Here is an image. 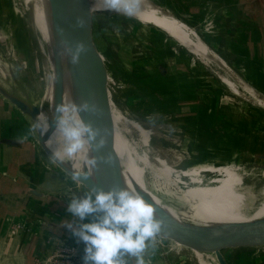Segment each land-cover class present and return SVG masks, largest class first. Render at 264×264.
<instances>
[{
  "label": "crops",
  "instance_id": "0c3cea01",
  "mask_svg": "<svg viewBox=\"0 0 264 264\" xmlns=\"http://www.w3.org/2000/svg\"><path fill=\"white\" fill-rule=\"evenodd\" d=\"M155 2L197 30L241 80L264 95V0ZM101 20L112 76L106 22L104 17ZM204 22L215 27L214 35L204 32ZM150 28L155 33L149 30V36L157 42L152 39L156 49L150 55L152 63L144 69L148 78L135 82L143 83L148 111H159L164 128L190 147L192 160L199 164L222 168L229 162H240L264 169V110L248 103L250 99L244 100L249 108L243 104L238 107L230 99L237 95L224 83L164 32ZM31 125L0 96V140L17 143L0 144V264H51L55 249L65 244L74 248L78 264H83L85 245L67 225L78 228L95 216L81 221L68 211L72 199L85 194L72 183H63L64 179L55 180L51 166L55 162L40 155ZM22 137L26 139L20 142ZM15 225L24 228L12 234ZM124 259L126 264H136L135 257L125 255ZM144 259L146 264H193L189 258L159 254L150 242Z\"/></svg>",
  "mask_w": 264,
  "mask_h": 264
},
{
  "label": "bare ground",
  "instance_id": "6f19581e",
  "mask_svg": "<svg viewBox=\"0 0 264 264\" xmlns=\"http://www.w3.org/2000/svg\"><path fill=\"white\" fill-rule=\"evenodd\" d=\"M12 1L14 8L10 13V20H14L13 26L20 21L26 32L19 34L16 39L19 37L22 42V38L29 36L34 49L31 69L35 84L41 89L42 103L38 117L43 116L48 126L43 135L39 133V142H35L40 150H47L66 173L74 176L89 172L93 178L94 172L90 163L91 141L85 136L83 148L68 157L64 153L65 140L57 129V119L61 115L56 112L58 98L59 105L70 109L67 115L71 119L85 124L86 96L78 83L76 68L79 60L72 62L74 51L59 38L53 25L49 0ZM88 2L92 11L123 16L161 30L208 73L224 83L234 95L258 104L256 99L259 93L243 82L235 83L231 80L226 75L224 64L206 48L193 30L187 31L191 33L188 36L187 33L179 35L181 27L185 24L167 10L154 5L150 0H139L140 10L135 16L128 17L106 10L104 0ZM17 16L21 17L22 21ZM185 28L188 29L186 26ZM2 64L0 58V69H3ZM0 89L11 99L28 102L34 100L36 91L35 89L30 95L22 93L4 78H0ZM108 99L114 129L116 176L120 190L131 187L164 216L184 228L222 231L233 226L264 227V171L260 170L261 167L239 168L226 164L218 169L203 166L196 160H192L185 170L171 167L164 159L152 157L150 137L153 132L145 130L136 121L122 115V111L109 97ZM261 100L264 102V98ZM44 105L47 109H44ZM73 108L75 110H71ZM49 117L54 121L53 125L49 124ZM154 219H158L155 212ZM198 263L210 264L202 256L198 257Z\"/></svg>",
  "mask_w": 264,
  "mask_h": 264
},
{
  "label": "water",
  "instance_id": "95a60500",
  "mask_svg": "<svg viewBox=\"0 0 264 264\" xmlns=\"http://www.w3.org/2000/svg\"><path fill=\"white\" fill-rule=\"evenodd\" d=\"M49 4L53 25L59 38L74 53L77 45H83L84 50L79 54V65L76 66L78 83L86 96L85 124L95 132V137L90 140L93 178L89 172L69 175L87 192L120 190L116 176L114 129L108 99L109 97L114 103L111 94L112 78L108 70V60L104 52L105 43L100 29L104 13H92L88 0H49ZM195 31L206 48L224 64L226 75L235 83L243 82L246 86H250L241 80L197 30ZM0 96L33 122L40 114L39 107H34L28 101L11 99L1 89ZM261 98L264 97L258 94L257 106L264 110V102ZM0 144L16 145L17 143L0 140ZM32 192L35 196H41L35 191ZM154 212L158 217L156 220L160 222V230L149 242L161 255L183 260L189 258L193 264H199V256L210 264H264V227L233 226L222 231L188 229L178 226L155 208ZM242 249L260 251L248 252ZM211 256L213 260L207 258Z\"/></svg>",
  "mask_w": 264,
  "mask_h": 264
},
{
  "label": "rangeland",
  "instance_id": "374dc122",
  "mask_svg": "<svg viewBox=\"0 0 264 264\" xmlns=\"http://www.w3.org/2000/svg\"><path fill=\"white\" fill-rule=\"evenodd\" d=\"M150 1L154 5L167 10L173 16H176L172 11L155 2V0ZM13 8L14 5L12 0H0V28L2 29H0V58L3 63V69H0V78H4L5 81L10 85L17 87L22 93H26L28 95H30V93L36 89L34 92V100H31L29 104L33 105L34 107L41 108V89L39 86H36L37 84H35L36 82L34 81L35 79L33 77L34 74H32L31 69V65L34 61V49L30 44L29 36L26 35V38H22V42L20 41L19 37L16 39L19 34L26 32L20 21H17V24L13 26L14 20H10V13H12ZM91 12L95 13L98 11L91 10ZM17 17L22 21L21 17ZM104 18L106 22L104 23V30L107 34V38L105 39L108 44V49L110 50V64L112 71L111 94L114 104L119 110L122 111H120L122 115L133 121H136L142 126V128L144 127L145 130L154 133H152L150 137L153 158L154 156H157L161 159H164L171 167H176V169H187L188 164L193 159L190 154V147H187V145L182 141L175 140V134L164 128V123L158 119L159 111H156V109L155 111H148L146 106H148L149 100L143 98V83L142 81L140 83H135L136 81L139 82L140 79L148 78V75L145 74L144 69L152 63L150 55L153 53V50L156 49L155 45L153 44V40L157 42L154 36H149V32H155L152 30V28L147 29V27H149L148 25H140L138 24L139 22H136L130 18H125L123 16L104 13ZM184 24L188 29H186L183 25L179 31L180 36L184 33H187L186 36H188L191 33H188L187 31L192 30L196 34V31L192 27L188 26L186 23ZM150 27L153 26L150 25ZM193 38L197 44L195 37ZM134 63L137 64L138 67L132 68ZM133 73L138 74L137 77L133 76ZM234 97L235 98L231 97L230 99H232V101H236L238 107H240V104L245 105L246 108L250 107V104L244 102L245 99L243 97ZM56 102L58 106L59 98L56 100ZM248 103H250L249 100ZM43 107L44 109H47L45 105ZM49 120V124L53 125L54 121L51 117H49ZM30 122L33 123L31 120ZM38 138L39 132H35L34 140L39 142ZM41 140L43 141V138ZM40 152V155L43 156V158L52 160L51 154H49L47 150L42 148ZM229 164L237 165L239 168L255 166L240 162H229ZM51 166L53 172L57 175L55 180L64 179L63 183H66L64 181H67V183H72L77 189L81 191V193H87V191L82 186H80L68 173H66L61 165L59 166L57 163H55L51 164ZM260 170L264 171L262 168H260ZM242 250L248 252L260 251L259 249ZM207 258L213 260V256Z\"/></svg>",
  "mask_w": 264,
  "mask_h": 264
},
{
  "label": "clouds",
  "instance_id": "9594fccd",
  "mask_svg": "<svg viewBox=\"0 0 264 264\" xmlns=\"http://www.w3.org/2000/svg\"><path fill=\"white\" fill-rule=\"evenodd\" d=\"M104 8L133 17L140 10V3L139 0H104ZM83 50V45H77L72 54L73 63ZM69 111L65 105L56 107V112L61 114L57 129L65 140L64 153L72 157L83 148L85 136L92 140L95 132L90 126L71 119L67 115ZM47 127L43 116H39L32 123L31 131L43 135ZM19 139L23 142L26 137ZM68 211L81 221L95 216L94 220L82 223L78 228L67 225L85 245L83 264H126L125 255L135 257L136 264H146L144 252L159 232L160 222L154 219L153 206L139 192L131 187L107 192L89 191L83 198L72 199Z\"/></svg>",
  "mask_w": 264,
  "mask_h": 264
},
{
  "label": "built area",
  "instance_id": "2783aa9c",
  "mask_svg": "<svg viewBox=\"0 0 264 264\" xmlns=\"http://www.w3.org/2000/svg\"><path fill=\"white\" fill-rule=\"evenodd\" d=\"M204 32L208 35L215 33V27L210 22H204L203 24ZM24 227L21 225H15L12 228V234L16 231H21ZM51 264H78L77 255L74 252V248L70 245H62L55 249L52 254Z\"/></svg>",
  "mask_w": 264,
  "mask_h": 264
}]
</instances>
